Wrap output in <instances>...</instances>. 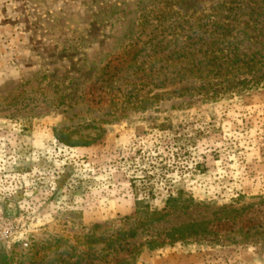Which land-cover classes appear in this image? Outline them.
Returning <instances> with one entry per match:
<instances>
[{
  "label": "rangeland",
  "instance_id": "obj_1",
  "mask_svg": "<svg viewBox=\"0 0 264 264\" xmlns=\"http://www.w3.org/2000/svg\"><path fill=\"white\" fill-rule=\"evenodd\" d=\"M220 1L0 0L7 264H97L87 237L146 211L169 215L100 264H264V84L213 79L232 89L210 99L198 80L160 84L185 62L160 39ZM240 1L264 45V0ZM193 221L210 233L146 245Z\"/></svg>",
  "mask_w": 264,
  "mask_h": 264
},
{
  "label": "trees",
  "instance_id": "obj_2",
  "mask_svg": "<svg viewBox=\"0 0 264 264\" xmlns=\"http://www.w3.org/2000/svg\"><path fill=\"white\" fill-rule=\"evenodd\" d=\"M241 10L240 0H222L209 11L200 15L188 18L181 16L176 22V26L179 27L176 34L170 36L171 38L163 36L158 44L160 48H166L172 41L175 44L172 51L175 57L185 62L176 69L173 68L169 76L163 73L160 84L164 85L163 80L168 79L176 83L198 80L201 83L200 87L190 89L194 90L196 94H200L204 99L214 98L232 89L230 88L232 86L222 88V82L213 83V79H221L231 84L233 80L236 81L238 76H243L240 81L243 89L263 85L264 45L252 41V36L248 32V21L240 15L242 14ZM190 36L194 40L186 43L185 40ZM250 46L254 47L250 48ZM174 200V198H169L168 205H174ZM167 215H169L168 212H138L137 227L115 231L110 235L94 234V236L87 237L84 244L94 245V254L97 251L94 260L100 264L108 255L130 253L128 239H134L139 235L138 228H141V232L147 231L154 223L163 221ZM208 225V221L181 224L168 231L167 241L150 238L147 239L146 245L153 249L189 238L202 237L210 233ZM125 258L122 257L118 262L125 264ZM63 263L67 264L66 261ZM75 263L78 264V261ZM0 264H7V255L1 245ZM33 264L43 263L40 260Z\"/></svg>",
  "mask_w": 264,
  "mask_h": 264
}]
</instances>
